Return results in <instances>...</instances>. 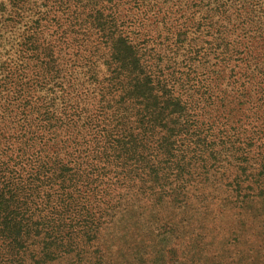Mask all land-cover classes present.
<instances>
[{
  "label": "trees",
  "instance_id": "trees-1",
  "mask_svg": "<svg viewBox=\"0 0 264 264\" xmlns=\"http://www.w3.org/2000/svg\"><path fill=\"white\" fill-rule=\"evenodd\" d=\"M13 1L20 13L24 6L16 2L22 0ZM56 1L52 10L36 12L42 16L32 20L24 61L0 77V264H100L96 243L103 218L129 190H135L131 206L141 198L158 205L191 200L194 205L181 213L187 220L183 229L194 234L179 239L204 244L200 232L212 228L214 216L195 206L212 190L193 178L209 180L216 171L217 123L219 140L227 130L235 136L250 129L246 145L252 142L261 152V169L249 176L242 167L225 185L241 207L232 212L240 228L264 240V221L256 218L264 217V75L259 94L250 101L248 122L242 123V108H233L215 92L219 76L200 72L208 52L190 47V36L181 40L188 43L187 57L161 68L149 38L128 33L127 8L120 9L124 0ZM234 1L243 2L209 0L218 13ZM258 2L264 0L239 6L247 9L256 30L264 25V5ZM142 3H136L139 11ZM252 5H262L259 17ZM65 13L62 28L60 14ZM182 23L176 38H165L168 43L203 25ZM49 25L56 26L54 40L44 36ZM258 38L243 44L245 61L258 56L264 61V26ZM206 41L219 51L218 61L228 59L213 34ZM238 42L227 41L235 54ZM100 62L106 76L98 74ZM85 67L90 80L79 79ZM93 83L98 91L88 95ZM181 220L170 212L171 231L179 233Z\"/></svg>",
  "mask_w": 264,
  "mask_h": 264
},
{
  "label": "rangeland",
  "instance_id": "rangeland-1",
  "mask_svg": "<svg viewBox=\"0 0 264 264\" xmlns=\"http://www.w3.org/2000/svg\"><path fill=\"white\" fill-rule=\"evenodd\" d=\"M240 1L249 3L251 0ZM51 2L58 1L22 0L21 3H16L22 4L24 6L22 10L25 11L20 10L18 13L13 0H0V77L5 76L6 69L13 68L17 63L24 61V57L28 55L24 51L27 50L26 42L31 39L32 20L42 16L36 12L52 10ZM137 2H144L141 11L136 8L139 6ZM243 2H231L230 7L223 13L216 12L215 2H209V0H124L120 9L127 8L125 16L130 18L131 25L128 28H132L128 33L136 35L139 32L141 36L149 38V45L151 44L159 52L157 62L161 68L171 64V60L179 62L180 59L187 57L188 43L181 40L188 36L194 39L190 47L196 44L206 49L208 54L203 62L205 67L199 65L200 72L219 76L220 88L215 92L218 96L227 98L233 108H242L240 122L245 123L248 122L245 117L250 115V101L259 94L257 84L264 75V61L259 59V56L257 61H245V45L243 44L248 41L250 44L256 43L259 39L258 33L264 25L256 30L250 24V20L247 19L249 14L247 9L239 7ZM258 4L264 5V2H258ZM261 6H251L253 13H256L258 17L262 14ZM236 7H239L241 11L237 12ZM54 14L57 13L54 11L50 13V15ZM66 15L68 13L60 14L62 28L66 27L64 24ZM184 20H192L194 24L203 22V25L200 26V24L198 28L193 26L189 33L180 35L178 42L174 39V43H168L165 38H176V30L184 26L182 23ZM166 27L172 29L171 34L166 33ZM55 30L56 26L49 25L45 28L44 36L54 40ZM212 34L216 44H222L221 49L228 57L226 61H218L219 51L213 52V49L209 47L206 40H210ZM229 39L239 41L238 54H235L231 46L227 44ZM58 44L61 49H66L65 43L59 41ZM241 56L243 59H240ZM68 59L65 56V60ZM85 66L90 67L89 64ZM87 70L88 68H83L79 79L90 80V73ZM97 71L102 76L107 75V68L102 62L99 63ZM248 74L253 77L248 79ZM235 79L238 81L235 82ZM92 87L94 91L89 89L88 95H94L98 91L94 83ZM248 87L249 94L246 96L244 91ZM219 127V123L213 125L215 142H220L214 153L216 157L214 160L217 161L214 163L216 171L211 173L209 180L202 179L201 176L193 178V182L201 188L212 190L208 200L196 202L195 206L199 207V211L205 209L211 211L214 216L213 221L210 222L212 228L200 232L205 243L202 244L199 239L194 240L193 244L180 242V239H186L185 235L191 234L193 237L194 234L192 230L183 229L187 220L181 213L182 209H188V205H194L191 200L181 205L174 204V201L158 205L154 202L148 203L141 198L131 206L130 203L134 202L131 199L134 197L135 190H129L122 194V203L116 204L115 208L103 218L96 243L99 249L98 255L101 257L100 264H264V240L240 228L232 212L241 210V207L235 205L233 192L228 191L225 185V182L239 173L242 167L248 168L249 176L254 175L258 168L261 169V152L252 142L246 145V139L251 136L250 129L246 134L243 131L235 136L234 130H227L226 134L229 137L224 136L220 141L219 136L222 132ZM232 205L236 207L232 208ZM170 212L176 219L178 217L182 219V230L179 228V233L171 231L168 224L171 222ZM230 216L232 217L229 218ZM256 218L264 221V217L260 215H256ZM192 219L194 220V217ZM171 249L177 254L172 255ZM88 256L90 257L89 254Z\"/></svg>",
  "mask_w": 264,
  "mask_h": 264
}]
</instances>
